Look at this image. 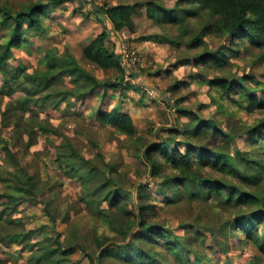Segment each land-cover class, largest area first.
Wrapping results in <instances>:
<instances>
[{
    "label": "rangeland",
    "instance_id": "1",
    "mask_svg": "<svg viewBox=\"0 0 264 264\" xmlns=\"http://www.w3.org/2000/svg\"><path fill=\"white\" fill-rule=\"evenodd\" d=\"M0 1L15 12L36 0ZM148 1L171 8L178 0H67L50 9V15L45 19L46 33L40 34L25 27L26 42L15 47L13 56L8 59L11 85L0 73V175L9 176L10 171L22 166L34 178L36 195L27 199L12 188L11 182L2 181L0 177V264H28L33 255L31 245L45 241L47 235H57L65 244L70 240L77 242L78 247L69 258L74 264H90L84 253L89 252L93 258L100 255L93 239L98 235L96 230L101 232L104 229L99 208H107L108 204L101 200L103 191L90 196V204L84 197L101 185L134 193L136 184L141 181L149 184L144 193L156 210L157 220L166 223L186 242V247H194L202 255V260L198 261L190 253L191 264H264L263 253L256 245H237L235 238H227L222 225L223 218L230 215L216 212L201 199L167 202L163 190L170 196L171 192L162 186L159 178L149 173L143 154L144 144L166 135L164 129L168 127L181 130L177 139L191 137L198 146L225 144L212 129L207 134L190 136L186 127L189 117L182 115L179 108L210 119L218 128L234 133L231 146L226 147L228 151L233 152L235 147L253 151L255 148L245 131L246 123H254L264 116V48L247 49L246 42L247 45L240 46L239 56H235L227 50L230 40L226 35L212 33L205 36L200 30L195 34V40L202 39L204 44L193 47L192 37L195 35L180 37L177 28L156 22L148 15ZM118 4L134 5L131 15L135 31L113 30L107 18L104 23L98 20L94 5L98 10L100 6ZM1 17L0 45H5L11 32ZM105 30L109 31L106 44L121 56L123 71L104 69L83 57V47ZM124 46L130 47L125 49L132 50L136 63L132 64L125 52L123 54ZM219 48L227 50L228 60L220 68L196 62L198 53ZM52 52L73 55L101 81L119 82L124 77V83L133 86L121 85L113 89L108 85L96 88V92L84 98L67 95L57 105H54L53 98L44 102L42 97L47 91H40L30 83L26 74L43 71L47 55ZM128 70L135 76H130ZM215 77L244 83L263 107L253 102L245 103L251 106V109H245L234 102H226L227 108L234 109L235 114L231 116L223 112L212 97L219 95L209 82ZM57 88L62 89L57 91L74 89L75 83L71 77L65 76L50 91ZM2 91H11L12 95L4 96ZM21 101L31 106V110L25 113L21 109L9 110V103L17 105ZM114 109L132 116L136 126L134 136L118 132L98 117V112ZM23 121L30 122L29 131ZM39 124L45 125L46 129ZM72 151L84 160L81 172L91 177L87 184L82 183V178L70 177L57 165L60 156L73 155ZM5 193L14 196L7 197ZM122 238L123 235L118 233L116 242ZM168 259V264H180L172 257ZM97 264L122 263L114 257H107L99 259Z\"/></svg>",
    "mask_w": 264,
    "mask_h": 264
},
{
    "label": "trees",
    "instance_id": "2",
    "mask_svg": "<svg viewBox=\"0 0 264 264\" xmlns=\"http://www.w3.org/2000/svg\"><path fill=\"white\" fill-rule=\"evenodd\" d=\"M67 0H36L26 4L22 9L11 11L6 4L0 1L1 20L10 26L11 36L5 45H0V73L8 78L10 71L8 59L13 56V49L26 42V30H36L40 34L47 32L45 19L50 15V9L65 3ZM134 5L118 4L110 7L100 6L94 10L98 20L104 23L100 15L111 22L113 30L135 31V21L132 17ZM148 15L160 24H169L179 30L178 36L190 38L200 30L202 34L210 35L220 33L226 35L230 42L227 50L239 56L240 46L264 48V0H178L174 7L168 8L161 3L148 1ZM101 13V14H100ZM200 24L201 26H198ZM105 30L98 34L82 49L83 57L96 63L104 69H117L121 67V57L106 44ZM192 37V46L204 44V40ZM237 47V48H236ZM227 50L219 48L213 52H201L195 56L196 62L214 65L220 68L227 60ZM130 76H135L132 71ZM71 77L75 83L74 89H50L60 83L63 77ZM27 80L35 84L40 91H47L43 95L44 102L53 98L54 105L59 104L67 95L84 98L96 92L98 87L110 86L117 89L126 85L122 81H101L89 73L71 54L58 55L52 52L47 55L46 67L43 71L26 74ZM210 85L217 89L218 96H213L220 110L235 114L234 109H228L227 103L234 102L241 108L251 109L245 103H257L258 97L251 93L247 85L237 80L225 77L211 79ZM136 86V85H134ZM136 89H141L136 86ZM4 96L12 95L11 91L1 92ZM235 95V96H233ZM165 103L169 101L162 97ZM21 109L25 112L31 110L26 102L17 105L9 103V110ZM8 108L3 112L7 114ZM182 115L189 117L186 123L190 136L207 134L211 130L225 141L223 146L212 147L208 144L198 146L190 139H177L180 129L168 127L166 135L144 144L143 154L149 165V173L160 179L162 186L171 192V196L163 190L167 202H177L181 199H201L209 203L216 212L230 215L223 218L222 230L227 231L230 240L235 238L237 245L253 243L264 256V116L254 123H246L247 139L255 148L253 151H244L235 147L233 152L226 147L231 146L235 138L232 132H226L215 125L214 121L193 115L184 108H179ZM241 110V109H238ZM98 117L106 124L113 126L118 132L132 137L136 134V126L129 113L118 109L98 112ZM5 125V123L3 122ZM24 127L29 131L31 124L23 121ZM42 128L45 125L39 124ZM46 129V128H45ZM159 135V134H158ZM185 149H182V147ZM9 150L8 147H6ZM65 154L60 156L57 165L70 177L82 178L87 184L90 176L81 172L83 164L80 155ZM2 181L11 182L16 191L30 199L36 195L34 178L22 167L10 171L9 176L0 175ZM148 183L136 184L134 193H127L121 189H109L104 185L94 189L84 199L88 204L95 194L103 191L101 200L108 204L107 208H99L104 229L94 236V243L99 249L98 258H93L89 252L85 256L90 264H97L100 259L114 257L122 264H168L170 257L180 264H191L190 253L196 260H202V255L194 247H186V242L179 238L166 223L157 220V213L153 204L147 200L144 190ZM13 197L11 193H5ZM115 222H117L115 224ZM118 233L123 238L116 242ZM59 236L45 237V241L31 245L33 252L28 264H74L69 258L75 252L78 243L70 240L61 243ZM112 245V246H111ZM264 260V257H263Z\"/></svg>",
    "mask_w": 264,
    "mask_h": 264
},
{
    "label": "built area",
    "instance_id": "3",
    "mask_svg": "<svg viewBox=\"0 0 264 264\" xmlns=\"http://www.w3.org/2000/svg\"><path fill=\"white\" fill-rule=\"evenodd\" d=\"M125 48H130V47H125L124 46V50H123V54H124V52H125V55H126V57H127V59H129L130 61H131V63L133 64V62L134 63H136V60H137V58H136V56L134 55V53H132V50H128V49H125ZM134 52V51H133ZM121 57V56H120ZM132 66V65H131ZM131 70H132V68H131ZM131 70H128V71H131Z\"/></svg>",
    "mask_w": 264,
    "mask_h": 264
},
{
    "label": "water",
    "instance_id": "4",
    "mask_svg": "<svg viewBox=\"0 0 264 264\" xmlns=\"http://www.w3.org/2000/svg\"><path fill=\"white\" fill-rule=\"evenodd\" d=\"M97 9L99 10V8H97ZM100 17H101V19H103V20H105V18H106L104 14H101Z\"/></svg>",
    "mask_w": 264,
    "mask_h": 264
}]
</instances>
